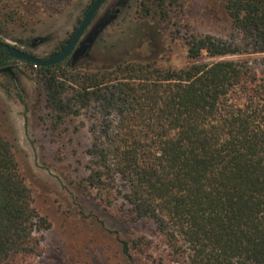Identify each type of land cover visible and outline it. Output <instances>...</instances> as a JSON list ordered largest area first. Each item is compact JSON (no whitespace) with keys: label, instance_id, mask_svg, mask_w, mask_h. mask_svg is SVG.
Here are the masks:
<instances>
[{"label":"trees","instance_id":"trees-1","mask_svg":"<svg viewBox=\"0 0 264 264\" xmlns=\"http://www.w3.org/2000/svg\"><path fill=\"white\" fill-rule=\"evenodd\" d=\"M29 1L56 10L72 0ZM178 1L143 0V16L154 8L169 18ZM222 1L231 32L189 36L188 58L264 52V0ZM17 19L0 14V25ZM10 59L0 49V66ZM64 62L37 66L41 119L56 142H70L76 119L90 122L78 190L116 217L121 195L125 223L151 222L166 250L152 259L153 239L131 233L123 253L142 264H264V70L249 61L173 70L139 60L98 70ZM32 200L0 135V264H41L49 224Z\"/></svg>","mask_w":264,"mask_h":264},{"label":"rangeland","instance_id":"rangeland-1","mask_svg":"<svg viewBox=\"0 0 264 264\" xmlns=\"http://www.w3.org/2000/svg\"><path fill=\"white\" fill-rule=\"evenodd\" d=\"M91 1L72 0L54 10L29 0H0V14L12 11L22 18L0 25V42L48 58L66 43ZM142 1H104L80 41L101 22L106 24L76 66L98 70L139 60L173 70L193 63L249 61L264 70V52L211 57L202 51L196 60L188 58L189 36L227 38L231 32L222 0H179V8L164 20L154 8V16H143ZM6 67L12 68L17 83L0 72V135L12 146L33 206L49 224L41 233L45 248L41 264H142L122 251L121 241L131 233L153 239L152 259L165 255L151 222L125 223L124 209L119 208L121 195L111 207L112 213L122 215L116 217L78 190L76 182L87 171L90 122L81 125V118L76 119L70 125V142L67 138L54 141L41 119L46 110L37 66L10 59Z\"/></svg>","mask_w":264,"mask_h":264},{"label":"water","instance_id":"water-1","mask_svg":"<svg viewBox=\"0 0 264 264\" xmlns=\"http://www.w3.org/2000/svg\"><path fill=\"white\" fill-rule=\"evenodd\" d=\"M104 1L105 0H94L92 2L84 18L81 20L80 24L76 28L75 32L73 33L68 43L58 53L48 58L39 59V58L33 57L14 47H11L10 45H7L1 42H0V49L7 51L9 53V56L13 59L28 62L34 66L47 67V66L55 65L61 62L64 58H66L72 52L77 41L81 38L85 29H87L91 19L93 18L94 14L96 13L98 8L101 6V4ZM105 24H106L105 22H101L99 25L94 27L90 35L85 40L79 42L78 47L72 52L71 58L73 62L77 61L78 59H80L87 53L91 44L96 39V37L99 35L100 31L105 26ZM5 70H9V69L7 68Z\"/></svg>","mask_w":264,"mask_h":264},{"label":"flooded vegetation","instance_id":"flooded-vegetation-1","mask_svg":"<svg viewBox=\"0 0 264 264\" xmlns=\"http://www.w3.org/2000/svg\"><path fill=\"white\" fill-rule=\"evenodd\" d=\"M94 1V0H93ZM93 1H91V3H90V5L92 4V2ZM106 1V0H105ZM103 4V3H102ZM101 4V5H102ZM90 5L87 7V9H86V11H85V13H84V16H85V14H86V12L88 11V9H89V7H90ZM100 8V7H99ZM98 8V9H99ZM98 11V10H97ZM96 11V12H97ZM96 14V13H95ZM95 14H94V16H93V18L91 19V21H90V23H89V25H88V27L90 26V24L92 23V21H93V19H94V17H95ZM84 16L82 17V19L84 18ZM81 19V20H82ZM81 20H80V22H81ZM80 22H79V24H80ZM78 24V25H79ZM78 25H77V27H78ZM76 27V28H77ZM88 27H87V29H88ZM76 28H75V30H76ZM87 29H85V31H84V33H83V35L85 34V32L87 31ZM75 30L73 31V33L75 32ZM73 33L71 34V36L69 37V39L66 41V43L57 51V52H55V53H53L52 55H54V54H56V53H58L67 43H68V41L70 40V38L72 37V35H73ZM83 35L81 36V38L83 37ZM81 38L77 41V43H76V45L74 46V49L72 50V52L78 47V45H79V42H80V40H81ZM72 52L66 57V58H64L61 62H59V63H62V62H64V61H67L68 60V62L69 63H76L77 61H75V62H73V60H72ZM25 53V52H24ZM28 55H30V54H28ZM51 55V56H52ZM32 56V55H31ZM34 57V56H33ZM50 57V56H49ZM82 58V57H81ZM13 59V58H12ZM14 60H16V59H14ZM17 61H20V60H17ZM20 62H24V61H20ZM67 62V63H68ZM24 63H28V62H24ZM30 64V63H29ZM9 69V70H5V69ZM0 72H4V73H6L8 76H9V79L13 82V83H17V78H16V75H15V73L13 72V70H12V68L11 67H6V65H5V67H3V66H0Z\"/></svg>","mask_w":264,"mask_h":264}]
</instances>
